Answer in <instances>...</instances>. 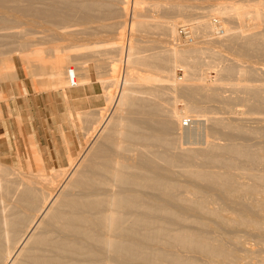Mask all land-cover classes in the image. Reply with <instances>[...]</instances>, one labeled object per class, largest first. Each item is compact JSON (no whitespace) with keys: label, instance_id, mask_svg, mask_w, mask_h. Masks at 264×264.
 <instances>
[{"label":"bare ground","instance_id":"6f19581e","mask_svg":"<svg viewBox=\"0 0 264 264\" xmlns=\"http://www.w3.org/2000/svg\"><path fill=\"white\" fill-rule=\"evenodd\" d=\"M114 1L122 20L86 26V16L115 14ZM143 3L0 0V43L21 39L33 86L96 79L106 103L75 115L90 138L68 167L47 175L36 152L35 172L0 163V264H264V0L219 2L194 17V5L170 0L172 16L153 23ZM186 21L184 39H202L180 48ZM152 27L170 45L165 66L156 44H144ZM101 29L115 33L110 51L87 43ZM54 38L72 44L47 52ZM111 52L110 78L93 79L87 55ZM12 59H0V80L17 78Z\"/></svg>","mask_w":264,"mask_h":264},{"label":"rangeland","instance_id":"374dc122","mask_svg":"<svg viewBox=\"0 0 264 264\" xmlns=\"http://www.w3.org/2000/svg\"><path fill=\"white\" fill-rule=\"evenodd\" d=\"M143 4L138 9L142 14H144V18L148 20L151 23L163 21L166 18H169L172 16L171 14L166 11V3H169L170 0H143ZM180 3L183 4H190L194 5L196 8L194 11H192L191 17H194L198 14H201V12L207 11L211 7H214V4L223 2L222 4L231 5V4H239L243 5L245 9H249L250 5H253L259 0H220L217 2V0H179ZM115 5V14L109 15L108 17L105 16L103 19L95 21V19L92 16H86V26L93 28L97 25H106L113 22H119V20H122V17H119L120 15V4L118 1L113 2ZM148 3V5H147ZM151 4V5H150ZM152 4H161V6H153ZM164 4V5H163ZM206 13V12H205ZM119 14V15H118ZM189 16H184V20H188ZM225 18H222L219 15H211V21L215 25L222 24ZM245 23H249L247 19H245ZM0 25H5L4 22H0ZM180 25H187L190 29L191 23L189 21L186 22H180L178 23V27ZM20 27L15 28L14 30H19ZM104 30V29H101ZM149 32L145 35V43L146 45H149V43L156 44L157 48H159L162 51V56L165 61L161 62L164 66L167 65V61L169 58V47L170 45L166 43V41L163 39V37L159 34L158 30L154 27H152ZM178 31V28H177ZM50 31H48L49 33ZM103 32V33H102ZM52 33V32H50ZM102 33V34H101ZM114 32L112 29H106L104 31L98 32L96 36L89 37L86 39L87 43H93V41H97L100 43H97V45H101V43H105L98 47L99 49H103L105 47L106 50L111 49V45L106 44L109 39H112L114 37ZM102 35V36H100ZM100 36V37H99ZM98 37V38H96ZM59 38V37H58ZM94 39V40H92ZM202 38L195 37L193 34V40L192 41H186L184 38H182L178 33V40L179 42L175 44V46L182 48L183 46H187L189 44H194L195 42H200ZM21 39H18V41L14 42H3L0 43V51L7 53L6 55H0V59L6 63L7 56L10 55L15 65V67L18 69L19 66H21V77L24 82L27 83V90L24 94V99L26 100V111L27 115H25V122L23 124L17 123H8L4 122L2 108L4 105L5 97L0 99V163L3 166L6 167H16V169H19L20 171L24 173L28 172H35L37 170V164L35 162L34 153H38L41 161L43 162L44 166V173L47 175H50L52 173L51 169L54 168L60 169V168H66L68 167V161H67V155L70 154L72 157L75 158L79 154L80 148L85 145V142L88 141V138H90V135L86 134L84 131L85 126L87 123H84L85 121L82 119H79L75 116V111L82 110V109H99L106 107V103L103 101L102 98H98L97 95L102 94V89L98 83V81L93 80L90 84L89 88H85L83 90H74L73 88L65 89V94H63V90L61 88L58 89H50L46 88L42 91L40 89L38 84H34V86L31 84L32 79L34 78L32 75V71H29L30 73H27L28 69L24 68V64L21 61L20 58V50H19V41ZM58 39H52L50 43L48 41H45L42 44V47L44 49H47V52L49 51L51 46L55 42H57V45L60 47L65 48V46H68V44H72V41L66 40L63 38H60V40L63 41H56ZM91 40V42H89ZM68 41L70 43H68ZM83 42L86 43V41L83 40ZM52 43V44H51ZM86 43V44H87ZM51 44V46H50ZM200 43H198L199 45ZM56 45V46H57ZM103 46V47H102ZM156 50H153L152 53H148V56L155 57L156 53H159ZM187 48V47H186ZM50 54V52H49ZM89 54V53H85ZM84 54V55H85ZM98 53L95 57L92 54L87 55V62H85L89 66V74L94 79L97 77L96 75L104 76L110 78L111 75V69H110V62L114 59V53L112 54H104V53ZM83 55V56H84ZM96 55V54H95ZM72 56V55H71ZM83 56L79 57V62L86 59L83 58ZM49 56L46 55V58ZM50 58L51 54H50ZM47 60L48 63H50ZM72 58V57H71ZM69 59V58H68ZM150 59V57H149ZM44 60V61H45ZM52 60V59H51ZM72 60V59H71ZM69 61V60H68ZM45 62L46 64H48ZM74 63V61H72ZM109 62L108 64H106ZM98 64V67L95 66ZM67 64H71V61ZM49 65V64H48ZM48 65H46L48 67ZM94 65V66H93ZM93 66V67H92ZM121 68L119 71L117 70L114 75H118L119 72H121L118 76L122 74L123 67L120 65ZM96 67V68H94ZM15 68V69H16ZM93 68V69H92ZM27 70V71H26ZM94 70V72H93ZM7 73H9L8 69H6ZM95 74V75H94ZM138 74H140L138 72ZM45 75V74H44ZM42 75L43 77H46ZM207 75L209 78L213 79L214 73L213 71H207ZM174 76L176 79H180L183 77V70L181 67H177L174 69ZM16 81V78H8L0 80V91L4 95V86L6 88L11 84L14 85V82ZM50 89V90H49ZM112 91H115L114 88H112ZM14 95H11V98L13 99ZM80 98H82V104H79ZM74 99L75 105H74V111L73 113H70L72 111V107L69 104L70 100ZM102 99V100H101ZM180 104V103H179ZM180 108L181 104L179 106ZM69 105V109L66 108L65 112L66 114H63L64 107ZM85 107V108H84ZM90 107V108H89ZM68 110H71L68 112ZM104 110H102L103 112ZM78 118V119H77ZM77 119V120H76ZM85 125V126H84ZM22 127L23 130L20 131L19 128ZM88 135V136H87ZM78 153V154H77ZM59 183L58 180H55L54 183ZM46 183V181H43ZM54 183L53 186H54ZM249 241V240H248ZM250 242H253L250 241ZM262 253L264 255V252H259L258 255L262 256Z\"/></svg>","mask_w":264,"mask_h":264},{"label":"crops","instance_id":"0c3cea01","mask_svg":"<svg viewBox=\"0 0 264 264\" xmlns=\"http://www.w3.org/2000/svg\"><path fill=\"white\" fill-rule=\"evenodd\" d=\"M16 68V67H15ZM16 70V81L14 82V85H9L7 88L6 86H4V105L2 108V113H3V118H4V122H8V123H17L19 122L20 124H23L25 122V115H27V109H26V100L24 99V94L27 90V83L24 82L22 80L21 77V66H19V68L15 69ZM89 85H82V86H76V87H69V88H73L74 90H83L85 88H89ZM67 88V89H69ZM91 88V87H90ZM63 94H65V91L63 92ZM11 95H14L13 99L11 98ZM98 98H101L100 95H97ZM82 98H80L79 104H82ZM70 102L69 104L72 107V111L68 110V112L73 113L74 111V105H75V101L74 99L68 101ZM64 107V113L65 109L69 107V105L63 106ZM85 108V107H84ZM90 108V107H89ZM69 109V108H68ZM91 111L93 109H82V110H77L75 111V115L79 112H83V111ZM96 110V109H95ZM20 131L23 130L22 127L19 128ZM70 154H67V156Z\"/></svg>","mask_w":264,"mask_h":264},{"label":"built area","instance_id":"2783aa9c","mask_svg":"<svg viewBox=\"0 0 264 264\" xmlns=\"http://www.w3.org/2000/svg\"><path fill=\"white\" fill-rule=\"evenodd\" d=\"M179 35L182 37V38H185L187 36V29H186V26H180L179 27Z\"/></svg>","mask_w":264,"mask_h":264}]
</instances>
